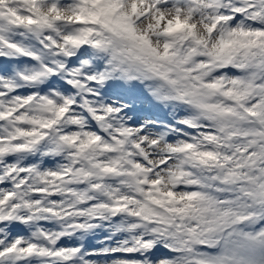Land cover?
Returning <instances> with one entry per match:
<instances>
[{"label":"snow or ice","instance_id":"obj_1","mask_svg":"<svg viewBox=\"0 0 264 264\" xmlns=\"http://www.w3.org/2000/svg\"><path fill=\"white\" fill-rule=\"evenodd\" d=\"M0 264H264V0H0Z\"/></svg>","mask_w":264,"mask_h":264}]
</instances>
